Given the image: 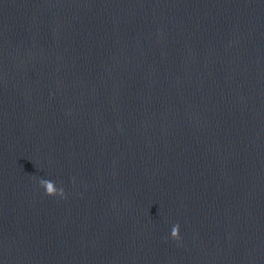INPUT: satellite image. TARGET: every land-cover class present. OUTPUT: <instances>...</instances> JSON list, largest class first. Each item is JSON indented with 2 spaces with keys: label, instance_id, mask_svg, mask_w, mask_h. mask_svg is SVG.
<instances>
[{
  "label": "clouds",
  "instance_id": "obj_1",
  "mask_svg": "<svg viewBox=\"0 0 264 264\" xmlns=\"http://www.w3.org/2000/svg\"><path fill=\"white\" fill-rule=\"evenodd\" d=\"M40 185L41 187H43L45 189V194L48 196H60L61 198L64 197L65 193H64V189L63 188H59L57 189L56 187H54L55 182L51 181V180H47V179H41L40 180ZM171 238L173 240H180V226L179 224H175L172 226L171 229Z\"/></svg>",
  "mask_w": 264,
  "mask_h": 264
}]
</instances>
